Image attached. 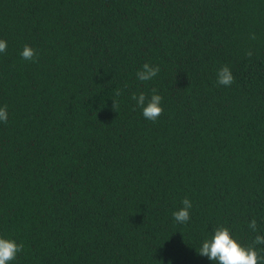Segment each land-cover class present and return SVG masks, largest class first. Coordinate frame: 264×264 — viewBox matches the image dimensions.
Wrapping results in <instances>:
<instances>
[{
  "label": "trees",
  "instance_id": "obj_1",
  "mask_svg": "<svg viewBox=\"0 0 264 264\" xmlns=\"http://www.w3.org/2000/svg\"><path fill=\"white\" fill-rule=\"evenodd\" d=\"M0 39L9 264H169V0H0ZM152 89L155 122L131 98ZM220 225L264 235V0H171V264H218L199 250Z\"/></svg>",
  "mask_w": 264,
  "mask_h": 264
},
{
  "label": "clouds",
  "instance_id": "obj_2",
  "mask_svg": "<svg viewBox=\"0 0 264 264\" xmlns=\"http://www.w3.org/2000/svg\"><path fill=\"white\" fill-rule=\"evenodd\" d=\"M255 37L253 36V39ZM7 49V42L0 39V53ZM251 57L252 52L246 53ZM21 57L27 61H35L37 52L29 45H25L21 52ZM159 66H153L148 63L143 64L142 68L137 72V78L140 81H150L159 73ZM234 76L227 65L222 66L217 72V83L222 86H230L234 83ZM152 95L146 96L141 92L139 95L133 94L132 99L142 108V114L145 119L155 122L162 114L161 106L162 97L156 94V89H152ZM116 96L121 95L119 89L115 92ZM117 107V102L113 100V110ZM8 120L7 105L0 107V122L6 123ZM182 207L172 213L173 218L179 224H185L190 220V209L192 202L185 197L181 201ZM248 227L253 231H257V222L252 219L248 223ZM258 245H264V235H256L250 244L242 245L234 238L230 229L223 225L217 226L212 230L210 238L203 240L199 255L207 257L208 260L218 262V264H264V256L260 255L257 249ZM23 251V244L17 243L14 239L0 236V264H9L16 259L18 253Z\"/></svg>",
  "mask_w": 264,
  "mask_h": 264
}]
</instances>
